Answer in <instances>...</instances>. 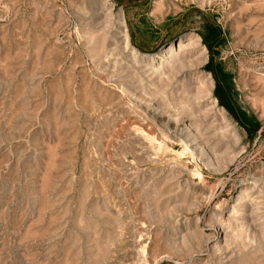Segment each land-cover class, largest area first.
I'll list each match as a JSON object with an SVG mask.
<instances>
[{"label":"rangeland","instance_id":"rangeland-1","mask_svg":"<svg viewBox=\"0 0 264 264\" xmlns=\"http://www.w3.org/2000/svg\"><path fill=\"white\" fill-rule=\"evenodd\" d=\"M0 264H264V0H0Z\"/></svg>","mask_w":264,"mask_h":264},{"label":"trees","instance_id":"trees-1","mask_svg":"<svg viewBox=\"0 0 264 264\" xmlns=\"http://www.w3.org/2000/svg\"><path fill=\"white\" fill-rule=\"evenodd\" d=\"M211 47V46H210ZM219 86V84H218ZM220 99L224 100L228 98V95L226 94H220L218 95ZM229 105V104H228ZM230 112H232L233 115H236V112L234 109L231 108V106H228ZM237 114L242 118V125L243 127L250 133V134H256L257 130L260 127V123L258 122L255 115L249 111H246L244 108L239 107L237 109ZM237 117V116H236Z\"/></svg>","mask_w":264,"mask_h":264},{"label":"bare ground","instance_id":"bare-ground-1","mask_svg":"<svg viewBox=\"0 0 264 264\" xmlns=\"http://www.w3.org/2000/svg\"><path fill=\"white\" fill-rule=\"evenodd\" d=\"M188 36H182L181 40L186 39ZM188 39V38H187ZM239 200V199H238ZM242 203V202H241ZM240 204V203H239Z\"/></svg>","mask_w":264,"mask_h":264}]
</instances>
